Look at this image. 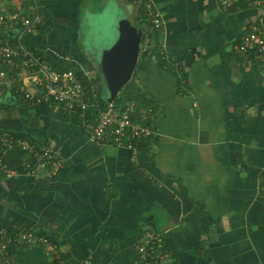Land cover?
<instances>
[{
    "label": "crops",
    "instance_id": "crops-1",
    "mask_svg": "<svg viewBox=\"0 0 264 264\" xmlns=\"http://www.w3.org/2000/svg\"><path fill=\"white\" fill-rule=\"evenodd\" d=\"M147 3L163 14L164 33ZM113 8L142 31L123 109L134 103L136 120L147 112L155 133L133 146L91 138L109 94L82 47L84 15ZM13 13L40 21L30 31L0 22V35L53 69H86L77 74L90 83V105L68 110L17 75L20 58L3 65L0 157L14 173L0 165V228L49 242L15 243L0 264H136L150 236L162 264H264V50L236 48L261 27V10L221 0H0V14ZM22 141L56 150L62 167L30 173L36 158Z\"/></svg>",
    "mask_w": 264,
    "mask_h": 264
},
{
    "label": "built area",
    "instance_id": "built-area-1",
    "mask_svg": "<svg viewBox=\"0 0 264 264\" xmlns=\"http://www.w3.org/2000/svg\"><path fill=\"white\" fill-rule=\"evenodd\" d=\"M239 1H246L248 4L256 6L261 10V27L256 31L243 34L236 48L240 52L251 50L262 52L264 50V0H221L225 6H233ZM146 11L149 15L152 28L159 33H164V17L161 11L155 8L152 3H147ZM13 19L20 22L23 31L32 30L40 21L38 15L27 17L19 13L11 15L0 14L1 23H8ZM16 57L20 58L21 61V65L17 67V75L27 82V84H30L35 89H39V93L42 96H46L68 110L84 112L88 109L90 96L87 84L84 83V80L73 69L55 70L42 61L40 57L36 56L33 51L26 48L22 42H19L17 47H13L11 43L0 35L1 64L12 65ZM34 66L37 68L34 69ZM83 74L85 77L89 76V72L86 69H83ZM0 77L3 79L8 77V73L4 68L0 70ZM23 90V98L30 99L32 92L30 90ZM154 133L155 130L148 124L147 112L142 114L140 120H136L128 109L122 110L113 103H109L107 107L99 110L91 138L98 142L108 140L118 145L128 143L129 146H133L132 141L134 139L151 136ZM1 140L7 146V142L2 138ZM20 145L23 150L30 151L33 158H36L34 168L29 170L30 173L36 174L37 170L41 169L48 171V176L51 177L63 165L59 152L50 147L46 146L42 147V149H37L35 144L29 141H22ZM0 165L8 174L14 173V170L9 168L2 158L0 159ZM150 238H152L150 244H140L138 246L140 255L136 264H162L161 259L163 256L158 251V247L154 248L156 245V241L154 240L156 238L153 236H150ZM38 241L45 244L49 242L48 238L40 237L30 231H22L13 237L5 229L0 228V253L7 252L13 242L21 244L23 242L34 243ZM57 264L70 263L60 260Z\"/></svg>",
    "mask_w": 264,
    "mask_h": 264
},
{
    "label": "water",
    "instance_id": "water-1",
    "mask_svg": "<svg viewBox=\"0 0 264 264\" xmlns=\"http://www.w3.org/2000/svg\"><path fill=\"white\" fill-rule=\"evenodd\" d=\"M115 19H117L115 26L118 32L116 41L111 46L101 50L99 58L92 56L108 90V103H113L117 99L122 88L131 79L139 59L142 37V31L131 19L121 15ZM102 40L103 38L97 44ZM10 101L12 98H6L2 106L9 104Z\"/></svg>",
    "mask_w": 264,
    "mask_h": 264
},
{
    "label": "rangeland",
    "instance_id": "rangeland-1",
    "mask_svg": "<svg viewBox=\"0 0 264 264\" xmlns=\"http://www.w3.org/2000/svg\"><path fill=\"white\" fill-rule=\"evenodd\" d=\"M116 9L117 8H113L108 9L105 12L99 11L87 13L84 15V19L85 21H87L88 24L87 30L85 31H87V35L90 37L88 38L87 36H85L82 39V47L86 51H88L91 56H97V58H99L101 50H103L105 47L111 46L116 41L118 37V32L116 30L115 21L117 19H115L114 17H117V15L114 14L115 12H110L115 11ZM107 35L109 36L106 38L103 37ZM101 38H103V40L99 44H97ZM102 91L103 93H108V90L106 89L104 83L102 86ZM126 109H128L133 114L134 103L129 102L126 106Z\"/></svg>",
    "mask_w": 264,
    "mask_h": 264
},
{
    "label": "trees",
    "instance_id": "trees-1",
    "mask_svg": "<svg viewBox=\"0 0 264 264\" xmlns=\"http://www.w3.org/2000/svg\"><path fill=\"white\" fill-rule=\"evenodd\" d=\"M36 56H38V54H36V53H34ZM254 56H257L256 54H254L253 52L252 53H250V57H254ZM43 61V60H42ZM4 67H3V65L1 64V62H0V70L1 69H3ZM74 68H76V67H74L73 65H70V64H67V63H65V64H63V65H59V66H55V69L56 70H66V69H74ZM77 70V73H78V68L76 69ZM80 76H82L83 77V73H82V71H79V73H78ZM135 77H136V72L134 71L133 72V75H132V77H131V79L128 81V83L122 88V90L120 91V93L118 94V97H117V99L113 102V104L115 105V106H117L119 109H121L122 108V110H123V107H125V105H126V103H127V101H129V98H130V93H129V89H130V87L132 86V84H133V82L135 81ZM84 80V83L85 84H88V86H89V82H87L85 79H83ZM88 93H90L89 91H88ZM20 97V96H19ZM108 104L109 103H106V104H104L105 105V107H107L108 106ZM121 107V108H120ZM32 157H33V155H32ZM16 231H11V235L13 236V237H15V233ZM17 235V234H16ZM16 242H13L11 245H10V247H9V249L10 248H13V246H14V244H15ZM42 263V262H41ZM40 263V264H41Z\"/></svg>",
    "mask_w": 264,
    "mask_h": 264
}]
</instances>
